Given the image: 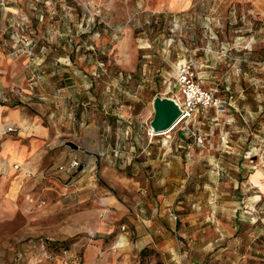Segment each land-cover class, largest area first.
I'll return each mask as SVG.
<instances>
[{"label":"rangeland","instance_id":"374dc122","mask_svg":"<svg viewBox=\"0 0 264 264\" xmlns=\"http://www.w3.org/2000/svg\"><path fill=\"white\" fill-rule=\"evenodd\" d=\"M190 84L209 100L151 134ZM132 198L180 252L218 235L208 264H264V0H0V264L168 258L120 250Z\"/></svg>","mask_w":264,"mask_h":264},{"label":"crops","instance_id":"0c3cea01","mask_svg":"<svg viewBox=\"0 0 264 264\" xmlns=\"http://www.w3.org/2000/svg\"><path fill=\"white\" fill-rule=\"evenodd\" d=\"M5 127L6 125L1 128L4 129ZM53 133V130L49 126V140L53 136ZM23 168L30 170L27 166ZM140 188L138 187L137 189L143 194L145 190ZM115 208V216H118L119 213L124 214V217L118 222L120 223V227L124 225L127 228L124 232H119L120 230L117 232L120 250L122 249L121 241L123 239H125V246L123 248L131 254H137L146 247L153 248L157 253L162 255H164L165 250H169L168 258L164 257L155 261L148 260L147 264H150V262L151 264L152 262H154L153 264H158L160 261L170 262L171 260L182 262V264H185L187 261L190 264H208L211 258V254L208 251L209 246L211 244H215V246L220 244L218 235L213 237L194 236L188 240L187 252H180L175 241L176 234L181 232L180 223L170 221L167 224V217L161 207L149 206L143 200L139 201L132 198L129 207L125 208L116 201ZM105 218L107 216L103 217L102 221ZM168 219L171 220L170 218ZM222 230L224 231V229ZM207 231L205 232L207 233ZM144 264H146V261Z\"/></svg>","mask_w":264,"mask_h":264},{"label":"water","instance_id":"95a60500","mask_svg":"<svg viewBox=\"0 0 264 264\" xmlns=\"http://www.w3.org/2000/svg\"><path fill=\"white\" fill-rule=\"evenodd\" d=\"M152 108L153 114L149 126L151 132L154 133L168 131L177 122L182 113L178 103L168 97H154ZM67 145L76 148V145L72 142H67Z\"/></svg>","mask_w":264,"mask_h":264},{"label":"built area","instance_id":"2783aa9c","mask_svg":"<svg viewBox=\"0 0 264 264\" xmlns=\"http://www.w3.org/2000/svg\"><path fill=\"white\" fill-rule=\"evenodd\" d=\"M181 76H182L183 81L185 82L187 80L186 74H181ZM185 92H186L188 99H187V102L185 104L186 106L184 108L187 110H184V108L181 107L180 104H178L182 113H181V116L179 117V119L177 120V123L181 122L183 119H185L187 116H189L188 111H190L192 108H194L196 106V104L209 100V94L207 92L201 91V90L196 92L191 84L187 85ZM190 95H193V96H190ZM13 130H14L13 127L7 126L2 130L1 134L7 133V132H10ZM76 164H77L76 160H71L70 163H68V165L60 166L59 168L61 170H64V172H68ZM14 168L22 170V173L25 176H29L31 174L30 170L21 168V165H19L18 163L14 164ZM174 218H175V216H174Z\"/></svg>","mask_w":264,"mask_h":264},{"label":"bare ground","instance_id":"6f19581e","mask_svg":"<svg viewBox=\"0 0 264 264\" xmlns=\"http://www.w3.org/2000/svg\"><path fill=\"white\" fill-rule=\"evenodd\" d=\"M178 104H179V102L177 101V100H175ZM175 125H177V122L172 126V128L175 126ZM172 128H170V129H172ZM169 129V130H170ZM149 132L151 133V134H156V133H154V132H151V130L149 129ZM162 133H164V132H162Z\"/></svg>","mask_w":264,"mask_h":264}]
</instances>
